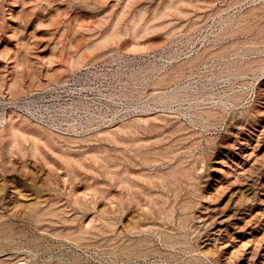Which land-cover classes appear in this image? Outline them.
<instances>
[{
	"label": "rangeland",
	"instance_id": "1",
	"mask_svg": "<svg viewBox=\"0 0 264 264\" xmlns=\"http://www.w3.org/2000/svg\"><path fill=\"white\" fill-rule=\"evenodd\" d=\"M88 65L127 116L0 127V264H264V0H0V94Z\"/></svg>",
	"mask_w": 264,
	"mask_h": 264
},
{
	"label": "built area",
	"instance_id": "2",
	"mask_svg": "<svg viewBox=\"0 0 264 264\" xmlns=\"http://www.w3.org/2000/svg\"><path fill=\"white\" fill-rule=\"evenodd\" d=\"M104 72L103 65H88L61 82L19 97L0 94V127L21 117L62 135H77L121 121L127 111L95 120L89 118V105L95 98L93 91L103 87Z\"/></svg>",
	"mask_w": 264,
	"mask_h": 264
},
{
	"label": "bare ground",
	"instance_id": "3",
	"mask_svg": "<svg viewBox=\"0 0 264 264\" xmlns=\"http://www.w3.org/2000/svg\"><path fill=\"white\" fill-rule=\"evenodd\" d=\"M11 16H12V14H11ZM32 28V27H31Z\"/></svg>",
	"mask_w": 264,
	"mask_h": 264
}]
</instances>
